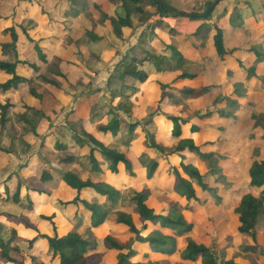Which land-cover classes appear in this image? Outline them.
Instances as JSON below:
<instances>
[{
	"label": "trees",
	"instance_id": "1",
	"mask_svg": "<svg viewBox=\"0 0 264 264\" xmlns=\"http://www.w3.org/2000/svg\"><path fill=\"white\" fill-rule=\"evenodd\" d=\"M4 1L7 2L9 0ZM158 1L159 4L155 3L154 0H93V6L98 13L97 21L100 24H107L112 32L122 39L124 28H134V16L143 20L151 16L164 17L168 15L177 16L179 14L185 16L186 13H179L175 8H172L169 1ZM112 7L117 9L113 12ZM214 9L209 10V17L206 20H211ZM226 17L229 19L230 25L237 30L236 32L243 29V26L233 22L227 16V11L224 10L216 23H203L192 34L193 39L200 41L204 46V50L208 48L207 44L211 39L215 54L221 61H226L227 56H232V58L235 56L233 60H235L237 68L243 73V76H246L247 83H251L254 80L259 81L261 78L258 74V66L259 63L264 64V51L261 48L259 39L251 40L249 44L253 45L249 46L250 48L243 49L237 46L232 48L231 43L233 45L237 44L238 38L233 31H230V36H228L227 31L229 32V29L225 26ZM255 17V22L262 25L261 28H263L264 19L260 21V15ZM1 18L0 14V20ZM238 18L242 20L239 15ZM67 23L70 24V22ZM21 29L24 36L33 45L40 64L46 66L49 76L41 73L42 66L40 64L23 61L19 58L17 52V46L20 41L18 30L15 26L8 27L5 32L10 34L11 41L0 43V52L6 54L9 53V50H13L15 54L13 57L14 61L4 60L0 57V72L8 76L7 80L0 81V95L18 91L21 87H29L30 95L38 100L41 105H45V97L51 94V91L45 87L44 91L40 93L37 89L31 87L33 79L20 75L17 71L19 65L29 67L36 73L37 79L62 92L64 90L61 82L72 88L82 86V79L75 77L69 72L68 68L74 66L71 60L69 61L58 55L50 58L41 42L35 41L25 28L21 27ZM85 32L91 40V44H96L102 40L94 31ZM172 32L174 33L175 30L173 29ZM167 47L172 51V59L175 60L177 66L186 61L184 55L176 47L172 45ZM141 48L147 56L146 59L140 60L133 57L129 63L124 64L122 73L113 77L112 80L123 83L126 78H130L140 85L151 83L152 86L147 88V101L152 105L157 104L161 96L174 99L171 103L179 106V111H182L175 114H164L165 118L173 124L172 137L179 140L174 149L170 150L159 144L157 135L147 128L144 129L140 121L129 123L127 131H122L119 128L120 119L117 116L108 123L107 121H99L100 115L96 101L91 104L88 118L79 116L74 111H71L68 115V118L72 120L81 118L79 121L76 120L81 124H77L78 126L80 125L79 134H77L75 127L73 133L89 147V154L85 157L89 159L93 171H102L101 162L97 157V155H101L105 161L109 162V171L112 174L119 175L120 167L124 166L128 179H134L136 187L139 188L135 191V195L132 198L135 203L134 208L129 212H116L117 223L127 227L128 232L134 235V238L121 243L112 235H107L103 239L104 246L118 253L116 264H243L234 258H228L232 233L226 227L231 217H234V221H237L234 225L235 232L252 239V243H243L241 246L243 252L240 254L243 253V258H248L249 254L258 251L260 236L257 232V226L264 204V113L260 111L261 106L255 101L253 95L248 92L249 90L231 72L228 73L230 80L226 84H219L220 77L217 76V81L210 85L200 88H177L173 86L176 81L194 80L197 76L187 71H178L174 66H164L166 63L165 58L154 53L151 56L155 58L158 72L169 71L173 75L176 73V76L169 82L165 79H154L150 82L147 73L140 70L139 67L143 62L148 61L152 52L145 50L143 47ZM247 53L255 59V62L245 60L244 55ZM96 56L93 55V57ZM250 56L247 55L246 58H250ZM125 58L128 59L129 54ZM209 59L211 60L212 58ZM96 60L98 61L99 59ZM233 76L235 79H233ZM57 78L59 80H56ZM125 87L131 92L139 91L135 85H126ZM175 90L178 94H171ZM116 94L112 91L113 102L117 99ZM169 94H171V97ZM192 100L194 103L197 101L199 107L207 106L209 111L204 115L188 112V103ZM117 107L124 108L127 111L130 110L122 99ZM18 109L21 111H18ZM11 111L17 112L19 118L26 123L31 121L27 114L28 111L35 113L40 120L48 119L43 109L37 110L35 106L26 103L24 100L15 104L11 98L3 100L0 98V135L7 128ZM192 119H199L205 124L208 123L212 128L208 131H202L200 126L190 123ZM83 122L86 123V126L82 124ZM152 122V117L150 120L146 119L145 125L148 127ZM87 123L92 125L93 128H88ZM248 123L252 128L249 133V139L246 140L245 126ZM188 125H190L191 137L197 136L199 143H196L194 138H183V129ZM141 128L143 131L142 135H145L143 143L146 151L138 155V158L133 154L132 156L135 158L133 160L128 155V146L134 141L136 133ZM32 129L33 136L39 137L36 132V126H33ZM224 133L232 136L229 137L237 143L236 148L229 149L228 145L231 141L226 143V145H222V142H226L223 140L226 139L223 136ZM104 139H113L114 141L109 145H105L103 143ZM57 145L59 149H65L62 143L57 142ZM153 149L159 150L163 155L176 156L180 159V163L177 164L168 158L166 173H168L170 178L172 177L170 185L173 192L185 200V211L196 215V218L192 221L200 220L201 215L199 212L204 214L213 212V217L209 219L210 223L216 227L219 234L225 236L224 240L217 238L215 242H211V236L207 231H204L198 239L194 238L196 224L187 218L184 210L180 209L179 205L174 201L170 202L164 212H158L149 205L152 196L151 191L146 186L140 187V183L146 180L150 181L156 175L162 173V169H160L162 157H151L149 152L153 151ZM229 150L233 151L236 156H243V153L250 154L251 163L248 168L249 178L246 188L242 186L234 193L229 194L227 192L231 201L225 205V195L220 193L219 189L220 187L224 188L223 186L228 182L227 179L229 181L232 180L230 176H227L225 164L233 167L234 171L239 168L231 162V152L229 153ZM5 153L10 154V151L5 149L0 141V155ZM188 155H193L197 158L198 166L190 159L188 162ZM77 158L78 156L73 151H69L59 156V162L62 166L68 167L75 164ZM138 168L144 169L145 176L138 173ZM61 174L63 182L76 191V196L68 202L60 201L58 205H63L64 207L82 205L90 213L91 227L85 235L73 230L64 236H60L59 228L55 222L56 214L51 216L42 215L40 218L49 222L53 227L54 234L48 235L41 233L27 215L23 214L17 217L0 212V218H5L11 224L22 225L24 231L36 232L33 238L24 239V242L28 243L27 252L29 253L22 250L19 245L14 244L16 231H12V238L9 239H6L3 233L0 232V263L44 264L41 255L38 253L34 254L35 245L39 240H43L42 244L45 242V254L53 263H105L103 259H98V257L92 256L91 253L99 249L98 234L105 225L108 216L115 213L114 210L119 207L122 191L106 182H94L91 179L83 180L70 169L61 171ZM210 176L216 178L215 183L211 184L208 182V177ZM15 177L16 174L13 173L0 185V189L6 194L5 201L19 204L23 195V185L29 202L24 207L25 210L32 212L36 208L35 194L40 196L51 195V191L40 187L48 180H52V176L48 172L43 173L40 179V186H25L23 181L20 180L19 184H17V191L13 193L12 183H14ZM88 189L105 197L106 202L97 204L82 199L83 190ZM247 189L249 191L245 192ZM255 191H261V194L256 195ZM195 204L199 206V212H196ZM228 211H231V214H228ZM42 248L40 246L39 251ZM24 256L27 257L26 259L29 258L30 263L24 259Z\"/></svg>",
	"mask_w": 264,
	"mask_h": 264
},
{
	"label": "rangeland",
	"instance_id": "2",
	"mask_svg": "<svg viewBox=\"0 0 264 264\" xmlns=\"http://www.w3.org/2000/svg\"><path fill=\"white\" fill-rule=\"evenodd\" d=\"M166 1H169L170 6L175 8L176 11H179V13H190L186 9H182L178 2H174L172 0ZM209 6L210 5H208L207 8L204 9V11H201L199 14L203 15L209 13ZM218 7L220 9L218 13L225 9L233 22L243 26L245 38L242 37V41L250 39L249 34L251 32H253L251 40L258 39V33L255 35L254 33H260L261 25L255 22L254 18H256V15H260L259 20L262 21L264 19V0H227L226 2H219ZM118 10L120 11V9ZM191 13H194V11ZM0 14L2 17L0 20V43H7L11 41L10 34L6 33L5 30L8 27L15 26L18 30L20 38L17 46L19 58L23 61H30L40 64L37 53L33 49V45L23 34L21 29V27H23L30 33L35 41L41 42L50 58L54 55H58L69 61L71 60L74 66H70L68 68L69 72H71V74H73L75 77L77 76L81 78L83 82L82 86L78 88H72L71 86L66 85L64 82H61L64 90L62 92L61 90L52 86H48L41 80L37 79L36 73H34V71L29 67L23 65L18 66L17 71L20 75L33 79V84L31 87H34L40 93L44 91L45 87L51 91V94L45 97V105H41L38 100L30 95L29 87H21L18 91L9 92L6 95H0V98L2 100L11 98L15 104L19 103L21 100H24L26 103L35 106L37 110L43 109L48 116V119L40 120L39 117L35 115V113L28 111L27 114L31 121L26 123L24 120L22 121L19 118L17 112L11 111L9 115V123L7 124L6 130L0 135V141L5 149L12 152V156L9 155L6 157L4 154L0 155V179H7V177L15 173L16 180L14 183H12V192L15 193L18 188L17 184H19L20 180L23 181L25 186L28 184L32 187V185H36V181L40 182L44 172H48L50 175L52 174V180H48L44 183V185L45 188L51 187L56 191V193L52 196L53 199H56V196H58L62 200H69L73 197L74 192L70 188L63 186L64 184L61 171L72 169L77 172L78 175L84 180H87L89 178L88 175L94 172L92 165L88 161V158L87 160L84 159L82 163L79 161L80 164L76 163L68 167L62 166L59 162L60 155L72 151L74 148L78 152V155H83V157H85L89 154V147L83 143L79 137H76L71 131V129H74L75 127L77 134H79V128L81 124L78 126L77 121H79L81 118H79L77 121H74L71 118H68L69 113L74 111L79 116L88 118L90 115L91 104L96 101L98 109H100L99 115L100 119H102V122L107 121L108 123L117 116L120 119L119 128H121L122 131H127L129 123L134 122L133 118L129 119V121L125 119V115L118 110V108L115 106L116 102H113L112 99V91L117 90V95H123V102L133 108V102H135L133 101V97L135 100V95L138 92L130 91L131 93H129V96H126L125 93H127L128 90L123 92V83L110 80L111 77L120 75V73L123 71L124 64L131 61L125 57L122 58L125 53L121 51L123 43H120L124 41L113 34L111 28L107 24H101L102 26H98L99 22L96 20L97 12L94 10L92 0H9L7 2L0 0ZM238 15L241 16L242 20H239ZM183 17L185 16L180 14L177 16H166V18L170 20L173 18ZM135 18L137 19L138 17L134 16L133 19L135 20ZM207 18H205V20ZM214 18L215 14H213L211 20L206 21L212 23ZM67 22H70V24ZM165 26L168 27L169 24ZM92 29L94 31L97 29L98 33L102 35V40L96 44H100V47L103 48L104 53L100 49L92 48L93 45H91V40L88 38L85 32L91 31ZM140 39L141 40L139 41H144L147 46L151 48L150 44L154 40V34H149L146 32L145 35L143 34ZM89 47L90 49H88ZM101 53L103 54L102 61H100ZM115 53L117 55L119 54V56H117ZM156 53L157 55L159 54L161 57H163L162 52ZM167 53L168 55L170 54V52ZM14 54L15 53L13 50H9V53L6 54L0 52V57L4 60L14 61ZM93 55L97 56L93 57ZM151 55L154 54L151 53L150 56ZM115 58L119 59L115 60ZM96 59L99 60L97 61ZM148 61L150 63L144 64L139 69L146 71L148 74L155 73V67L157 66L155 64L154 56L149 57ZM213 62L214 60L211 61V63ZM40 65L42 66L41 73L49 76L46 66L43 64ZM184 68L192 73H198L203 69V65L192 62L187 63ZM7 78L8 76L0 72V81H5ZM56 80H59V78ZM140 99H142L141 96L139 101H141ZM262 106L260 107V111L261 113H264V108ZM154 109L156 108L147 110L145 115L152 116L155 111ZM18 111L21 110L18 109ZM145 115L137 114L136 117L144 118ZM33 126H36V132L39 134V137L33 136ZM52 134L53 138L51 137ZM135 138L137 137L135 136ZM43 139H45L44 142H42ZM112 141L114 140L104 139L103 143L105 145H109L112 143ZM57 142L62 143L65 149H59ZM122 147H124V145H122ZM131 148L135 149L138 148V146L132 145ZM169 149L171 150V148ZM136 151L139 150L137 149ZM97 157L100 159V161L104 160L101 155H97ZM166 163H168V158H165L162 161L163 165ZM167 166L168 165H166V167ZM165 172L166 168L162 170L160 175H165ZM29 174L31 176L27 177L26 175ZM97 178L99 180H104L105 176H99ZM234 180L235 182H231V180L229 181V179H227L228 182L223 186L224 188L220 187L219 191L222 190L220 193L223 194L224 192H228L230 194L238 191V188L241 185V180L238 177L234 178ZM22 189L23 204L26 205L29 202L27 196L25 195V187H23V185ZM122 190L121 204L116 210L128 211V205L131 203L135 204L132 200L135 195V190L133 187H125ZM4 194L5 193L2 190L0 196L3 199L5 198ZM83 197L92 203L99 204L102 202L100 196L94 192L83 191ZM90 197H92L93 200ZM16 206H19V204ZM87 211L88 210L85 208L82 210V212H80L78 216L80 217L79 221L74 219V214H70L68 217L60 216L58 220L61 226L59 229V235L64 236L72 230L77 231L81 228L83 229V223L88 219ZM46 212L51 214L49 212H52V210H47ZM228 212L231 214V211ZM115 213L110 214L108 218L109 221H107L108 224H111V227L115 231V233L111 235L121 243H125L134 238V235L126 232L123 226L117 225V223L114 221ZM38 221H40L39 224ZM36 222V226H39L40 230H42L44 233L48 235L54 234L53 227L49 222L44 221L41 218L36 219ZM205 225H202L201 228H203ZM29 232V237H34L33 232ZM201 232H203V230H201ZM257 232L260 236V245L256 253L249 254V257L245 258L247 260V264H264V246H262V239L264 238V204L262 215L259 218ZM200 235L201 233L195 237L199 238ZM9 238L12 237L8 236V239ZM246 241L247 243H252L251 238H246ZM18 242L20 241L18 240ZM20 247H23V250L26 253H29L27 252V242L23 241ZM42 247V250L39 251L38 254L41 255V258H43V263L56 264L46 256V249L44 250L45 242L42 244ZM99 251L102 252L103 255H107V264L116 263L118 258L117 252L108 250L104 246V243H101ZM237 254L239 256V252H237ZM237 254H235L233 257H237ZM26 258L27 257L24 256V259ZM26 261L30 263L29 259H26Z\"/></svg>",
	"mask_w": 264,
	"mask_h": 264
},
{
	"label": "crops",
	"instance_id": "3",
	"mask_svg": "<svg viewBox=\"0 0 264 264\" xmlns=\"http://www.w3.org/2000/svg\"><path fill=\"white\" fill-rule=\"evenodd\" d=\"M172 1L178 2L181 5L182 9H184V10L186 9L187 11L190 12V13H186V14H199V13H201V11H204V9H206L208 5L211 6L212 4H214V7H215V5L217 4L215 1L219 2L220 0H172ZM223 1L226 2L227 0H222L221 2H223ZM92 3H93V0H92ZM210 6H209V8H210ZM116 9L117 8L112 7L113 12ZM94 10H95V8H94ZM219 10L220 9L217 5L214 9V12H213V14H215V18L212 21V23H210V24L216 23L219 16L222 14V12L225 9H223L220 13H218ZM192 11H194V13H191ZM195 12H197V13H195ZM227 16L230 17V15H228V13H227ZM97 17H98V13H97ZM133 22H134V28H132V29L124 28L123 29L122 39L124 42H121L120 44L123 43V45L121 47L122 48L121 51H123L125 54H124V56H122V58L126 57V55L129 54L128 59H130V60L133 57H136L140 60L146 59L147 56L143 52L141 47H143L145 50H148L149 52H152L156 55H157L156 52H162V56L166 60V63L164 64V66H174L178 71L179 70L187 71L190 74H194L197 76V78L194 80L186 79V80L176 81V83L173 86H175L177 88H184V87L200 88L202 86H206V85H210L211 83H215L217 81V79H216L217 76L220 77L219 84H221V83L226 84L230 80L228 73L231 72L235 75V77H237L239 82L242 83L249 90L248 92H250V94L253 95L255 101L259 103V106L263 105L262 107H264V64L259 63V66H258V74H259V77L261 79L259 81L254 80L255 82L253 81L251 83H247L246 76L245 75L243 76V73L237 68L235 60H233V58L235 56H233V58H232V56H227L226 61H221L215 54L214 47H213V41L211 39L209 40V43L207 44L208 48H206V50H204V46L202 45V43L200 41H196L195 39H193L192 34L203 23H209L205 19L196 18V17L195 18H188L185 16L183 18H173L170 20V19H167L166 16H164V17L151 16L146 20H143V19L138 17L137 19L135 18V20L133 19ZM167 24H169L168 27L165 26ZM225 24L227 25V26L225 25L227 27V29H229V32L227 31L228 36H230L229 35L230 31H233L237 35V38H238L237 44L233 45L231 43L232 48L237 46V47H240L243 49H247V48H250L249 46L253 45V44H249V42L252 39V33L253 32H251L249 34L250 39H248V40L246 39V41H242V37L245 38V33L243 32V29H241V31L236 32L237 30H235L230 25L229 19L227 17L225 18ZM98 26H102V25L99 23ZM263 26H264V24H263ZM173 29L175 30L174 33L172 32ZM94 32L102 38V35L100 33H98L97 29H95ZM146 32H148L149 34H152V33L154 34V40L150 44L151 48L148 47L144 41H139V40H141L140 39L141 36L143 34L145 35ZM256 33H258V36H259L258 39L260 41L261 48L264 51V27L261 28L260 33L255 32L254 35ZM91 45H93L92 48L100 49L104 53V50L102 47H100V44H91ZM168 45H172V46L176 47L184 55V57L186 58V61L183 64H180L178 66L176 65L175 60L172 59V51L170 49H168V47H167ZM88 49H90V47ZM167 52H170V54L168 55ZM102 55L103 54L101 53L100 61H102V59H103ZM247 55L250 56L248 53L245 54L244 55L245 60L255 62L254 61L255 59L251 56H250V58H246ZM117 56H119V54ZM158 56H161V55L158 54ZM209 58H212V59L210 60ZM116 59H119V58H115V60ZM212 60H214L213 63H211ZM192 62L195 64H202L203 69L201 71H199L198 73H192L189 70L184 68V66L187 63H192ZM146 63H150V62L145 61V62H143V64L140 65V67ZM212 65H213V67H212ZM156 68L157 67H155V70H156L155 73H152V74H148L146 71L143 70L149 76L150 82L153 81L154 79L155 80L165 79L169 82V81H172L174 76H176V73H174L175 75H173L169 71L159 73L158 69H156ZM140 70H142V69H140ZM113 77H111L110 80H112ZM235 77L233 79H235ZM234 82H235V80H234ZM126 85H131V86L135 85L139 89V91L135 95V100L133 97V101H135V102H133L134 107L132 108L130 105L127 104L126 106H128L130 109V110H128L129 112L127 110H125L124 108H118L117 106L119 105L123 95H117V94H116L117 99L114 101V102H116L115 106L118 108V110L120 112H122L125 115L126 120L129 121V119L133 118L134 122H136V121L142 122L144 129L147 128V129H149V131H153L157 135V140H159V144H161L162 146H164L167 149H169V148H171V150L174 149L176 147V145L178 144L179 140L172 137L173 124L165 118L164 114H166V113L175 114V113H180V111H182V110L179 111V106L173 105L171 103L174 99L170 95L173 93L178 94V92H176V90H175V92L172 91L171 94H169V96L171 97L170 99L164 98V96H161L158 100V104L152 105L151 103H149V101H147V98H148L147 88H148V86L149 87L152 86L151 83H148L146 85L145 84L140 85L136 81H134L130 78H126L123 82V92L127 91V89L125 87ZM114 92L117 93V90ZM129 93H131L130 90H128L127 93H125L126 96H129ZM140 96L142 97V99H140L141 101H139ZM188 104H189L188 112H190V113H199L201 115H204L209 111L208 107L205 105H203V107H199L197 105V101H196V103H194V101L192 100ZM148 105H149V107H148ZM151 108H156V109H154L155 110L154 114L152 116H146L145 112L147 110H150ZM99 113H100V109H99ZM129 113L131 116H129ZM137 114H142L145 116H144V118L136 117ZM151 117L153 118V122L150 126L147 127L145 125L146 119L150 120ZM76 120H78V119H74V121H76ZM99 121L102 122V119H100V116H99ZM190 123L193 125L200 126L202 131H208L212 128V127H210L211 126L210 124H208V123L205 124L204 122L199 121V119H192V120H190ZM78 124H80V122H78ZM82 124L84 126H86L85 122H83ZM87 126H88V128H93L92 125H90L89 123H87ZM251 128L252 127L249 126V123L246 124V126H245L246 140L249 139V133H250ZM183 130H184L183 138H194L196 143H199V139L197 138V136L191 137L192 135H190V125L185 126ZM71 131L73 133L74 130L71 129ZM142 133H143V131L141 128L135 135L137 138H134V141L130 144V146L128 148V155L133 160L135 159L132 156L133 154H134V156H136L138 158V155H141L142 153H144L146 151L145 150L146 148L144 147L145 145L143 143L145 140V135H142ZM223 136L226 138V139H223L226 142H222V145H226V143H229L231 141L228 145L229 149L230 148H236L237 143L230 138L232 136L227 135V133H224ZM51 137L53 138V134L51 135ZM132 145H136V146H138V148L132 149L131 148ZM124 149H126V148H124ZM137 149L139 151H136ZM231 150H229V153L231 152L230 153L231 154L230 155L231 162L234 163L235 165H237L239 168L237 169L238 171L237 170L234 171L233 167H230L229 165L225 164L226 170L228 173L227 176H230L232 178L231 182L232 181L235 182L234 178H236V177L240 178V180H241L240 181L241 182L240 187L244 186V188H246L247 180L249 178L248 168H249V165L251 163L250 154L243 153V156H236L235 154H233V151H231ZM72 151L78 156L76 163H79V161H81V163H82L84 161V159L87 160V158L83 157V155H78V152L75 150V148ZM11 153L12 152L10 151V154L5 153L4 155H6V157L9 155L12 156ZM149 153H150V156L153 158L154 157H162L161 168H160L162 170L165 168L166 169L168 168V166L166 167V165H168V163H166L165 165L162 164V161L165 158H170V160L174 161V163H177V164L180 163V159H178L176 156L170 157L169 155H163L157 149H153V151H150ZM187 157H188L187 158L188 162L190 159V161L194 162L195 165H197V160H196L197 158L195 156L188 155ZM88 161H89V159H88ZM99 161H100V159H99ZM100 162H101L102 171L101 172H92L90 175H88L89 176L88 179H91L94 182L109 183V184L115 186L116 188L121 189L122 192H123L122 189L125 187H129V188L133 187L135 191L139 189L136 187V185L134 183V179L130 180L126 176L124 166L120 167V174L116 175V174H112L109 171V164H108L109 162L105 161V159L103 161H100ZM89 163H90V161H89ZM70 170L75 172L72 169H70ZM137 171H138V173L142 174V176H145V171L143 168H138ZM75 173L78 174L77 172H75ZM26 176L30 177L31 175L29 174ZM51 176H52V174H51ZM99 176H105V179L99 180L97 178ZM171 179H172V177L170 178L168 173H166L165 175H156L152 180H150V181L146 180V181L140 183L141 184L140 187L146 186L151 191L152 196L150 198L149 205L151 207L155 208L158 212H164L168 208V205L170 204V202L174 201L179 205L180 209L184 210V213L186 214L187 218L190 221H192L194 218H196L195 217L196 215H193L192 212L185 211L186 202L184 199L180 198L179 196H177L173 192L172 186L170 185ZM208 179H209V181H208L209 183H211V184L215 183L216 178L214 176H210V177H208ZM0 180H1V183H0V185H1V184H3V182L6 179L1 178ZM63 184H64L63 186L68 187L64 182H63ZM36 186H40V182L36 181V185L33 187H36ZM43 187L45 188V185ZM240 187L238 189H240ZM46 189L51 191V195L50 196H47V195L40 196V195L35 194L34 200H35L36 208L32 212L25 210V207H23V206H25V204H23V198L22 197H21V202L19 203V206H16L17 204H14L12 202H7V201L5 202V200H6L5 194H4V196H5L4 199L0 196V212L15 215L17 217H19L23 214L27 215L30 218V221L35 225L37 224L36 219H39L40 216H42V215L51 216L53 214H56L55 222H56V225L59 229L61 228L60 223L58 221L60 216H67L68 217L70 214H74V219H76V221H79L80 217H78V216H79L80 212H82V210L85 209V207H83L82 205H79V206L69 205L67 207H64L63 205H58V203L60 201H63V202L71 201L76 196L75 190H72L70 188L74 192V195L71 199L62 200L58 196H56V199H53L52 196L56 193V191L53 190V188L47 187ZM83 191H90V192L97 193V192L90 190V189L83 190ZM248 191H249L248 189L245 190V192H248ZM220 192H222V190H220ZM0 193H2V190H0ZM255 193H256V195H260L261 191H255ZM224 195H225L224 203H225V205H227V204H229V202L231 200H230V197L228 196L227 192H224ZM81 196H82L81 197L82 199H85L83 197V192H82ZM99 196L102 199V202L99 204L105 203L106 198L101 196V195H99ZM92 197H90V198H92ZM92 200H93V198H92ZM22 204H23V206H22ZM26 205H28V204H26ZM50 205H52V206H50ZM206 206H208V205H206ZM195 207H196V212H197L199 210L198 209L199 206H197L195 204ZM133 208H134V204L131 203L128 205V211H124V212H129ZM47 210H52V212H49L51 214H48L46 212ZM114 211L118 212L119 210L115 209ZM199 214L201 215L200 220L199 221H192L196 224V228L194 231V238H197V237H195L196 235L198 236L200 233L202 235L204 233V231H207L211 236V238H210L211 242H215L217 238L224 240L225 236L219 234L216 230V227L210 223L209 219L213 217L214 213L210 212V213L204 214L202 212H199ZM228 214H230V213L228 212ZM109 216H108V218H109ZM108 218H107V221H109ZM116 219H117V216L115 213L114 221L117 223ZM234 220H235V218L231 217V220L227 224V227H226L227 230L232 233V239L230 242L231 245L229 246V249H228V258L229 259L234 258L233 256L235 254H237V252H239V256L237 254V257H235L234 259L236 261H241L243 264H247V260L245 259V257L244 258L242 257L243 253L242 254H240V253L242 251L241 246L243 243H247L246 238H248V237H245V236L240 235L237 232H235L234 225L236 224L237 221H234ZM107 221L98 234V239H99L100 245H101V243H103V239L105 236L115 233V231L111 227V224L110 223L108 224ZM39 222L40 221H38V224H39ZM218 224L220 225V223H218ZM117 225L123 226L125 231L128 232L127 227H125L124 225L119 224V223H117ZM202 225H205V226L203 228H201ZM83 226H84L83 229L81 228L80 230H77V231L80 232L82 235H85L87 230L91 227V216H90L89 212H88V219L84 221ZM38 229L41 233L46 234L42 230H40L39 226H38ZM201 230H203V232H201ZM12 231H16V233H17L14 244H17L19 246H21V243H23L24 239L33 238L32 236L29 237V235H28V233H30L29 231L23 230L22 225L11 224L10 222L6 221L5 218L1 217L0 218V232H2L3 235L5 236V238L8 239V236L12 235ZM74 231H76V230H74ZM32 232L35 236L36 232L35 231H32ZM18 240L20 242H18ZM262 240H263L262 246H264V238ZM42 242H43V240H39L38 243L35 245L36 248H35L34 254L39 253V248H40V246H42ZM20 248L23 250V247H20ZM99 249H100V246H99ZM99 249L97 251H95L94 253H91L92 256L98 257V259H103V262H105L104 264H107L108 263L107 255H103L102 252L99 251ZM111 251H114V250H111ZM114 252H116V251H114ZM116 263H117V260H116ZM0 264H4V263H0Z\"/></svg>",
	"mask_w": 264,
	"mask_h": 264
},
{
	"label": "water",
	"instance_id": "4",
	"mask_svg": "<svg viewBox=\"0 0 264 264\" xmlns=\"http://www.w3.org/2000/svg\"><path fill=\"white\" fill-rule=\"evenodd\" d=\"M154 1H155V3L159 4L158 0H154ZM215 2L218 3V1H215ZM213 7H214V4L210 6L209 10H211ZM208 15H209V13H206V14H203V15H201V14H186L185 16L188 17V18H195L196 17V18L205 19V18L208 17Z\"/></svg>",
	"mask_w": 264,
	"mask_h": 264
}]
</instances>
